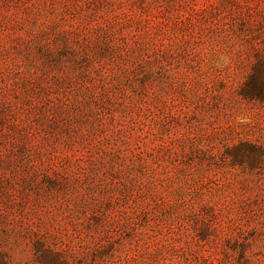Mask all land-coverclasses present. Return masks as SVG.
Masks as SVG:
<instances>
[{"label": "rangeland", "instance_id": "obj_1", "mask_svg": "<svg viewBox=\"0 0 264 264\" xmlns=\"http://www.w3.org/2000/svg\"><path fill=\"white\" fill-rule=\"evenodd\" d=\"M0 264H264V0H0Z\"/></svg>", "mask_w": 264, "mask_h": 264}]
</instances>
